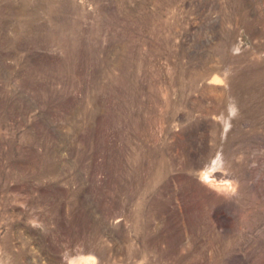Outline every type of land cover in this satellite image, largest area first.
<instances>
[{
    "label": "rangeland",
    "instance_id": "374dc122",
    "mask_svg": "<svg viewBox=\"0 0 264 264\" xmlns=\"http://www.w3.org/2000/svg\"><path fill=\"white\" fill-rule=\"evenodd\" d=\"M0 264H264V0H0Z\"/></svg>",
    "mask_w": 264,
    "mask_h": 264
}]
</instances>
